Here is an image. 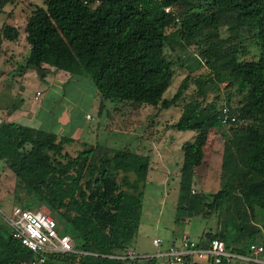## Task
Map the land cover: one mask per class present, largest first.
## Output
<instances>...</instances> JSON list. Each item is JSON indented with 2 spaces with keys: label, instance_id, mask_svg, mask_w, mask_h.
Instances as JSON below:
<instances>
[{
  "label": "trees",
  "instance_id": "16d2710c",
  "mask_svg": "<svg viewBox=\"0 0 264 264\" xmlns=\"http://www.w3.org/2000/svg\"><path fill=\"white\" fill-rule=\"evenodd\" d=\"M14 1L0 0V12ZM23 31L27 53L21 71L31 67L43 76L45 65L72 74L85 71L103 98L126 100L133 108H166L186 88L188 74L171 96L162 97L173 74L165 45L193 56L195 66L206 70L192 78L194 93L171 123L193 130L180 145L173 221L223 210L222 227L204 231L205 237L233 249L245 235L264 244V0H42L24 14ZM17 35L15 25L1 23L0 41ZM248 41L256 46L255 57H247ZM219 90L224 104L217 102ZM208 91H215L210 99ZM223 105L234 116L226 123L220 122ZM206 125L227 129L219 181L214 191H194ZM68 141L40 127L0 120V159L14 175V192L21 188L28 196L19 206L43 204L73 246L87 252L77 264H126L107 254L126 249L136 232L148 158L101 145L71 153L64 149ZM31 259L32 251L9 229L0 230V264ZM73 259L71 252H46L42 264Z\"/></svg>",
  "mask_w": 264,
  "mask_h": 264
},
{
  "label": "rangeland",
  "instance_id": "374dc122",
  "mask_svg": "<svg viewBox=\"0 0 264 264\" xmlns=\"http://www.w3.org/2000/svg\"><path fill=\"white\" fill-rule=\"evenodd\" d=\"M25 1L15 0L5 5L0 12V25L7 22L15 25L18 31L15 41L0 42V120H15L65 135L69 141L64 144V149L71 153L101 145L110 151L127 148L146 155L148 163L140 217L130 244L137 252L151 247L152 235L158 237L160 243H165L175 233L187 232L192 238L198 239L203 230H219L225 216L223 210H214L205 216H190L182 223L173 221L181 160L180 145L191 139L193 130L177 129L171 123L177 119L182 105L194 93L192 78L204 73L206 68L203 65L195 66V58L189 54L186 56L177 47L171 50L165 45V54L173 61V74L162 97L171 96L180 79L186 74L189 76L186 88L176 103L166 108L150 105L133 108L126 100L103 98L85 71L72 74L48 65H45L43 76H39L31 67L21 71L20 65L27 53L23 17L32 5H42V0H29L31 6ZM220 33L225 35L223 29H220ZM187 49L192 51L191 46ZM247 49V57H255L257 50L251 41H248ZM178 55L183 57V64H180ZM19 85L22 90L17 93ZM220 90L221 96L217 102L224 104V92ZM214 93L208 91L207 99ZM35 94L38 99L34 97ZM43 96L44 99L40 100ZM235 98V95L231 96L232 101ZM27 111L32 112L30 117L26 116ZM202 130L206 140L202 161L195 167L192 189L214 191L218 186L220 153L225 137L222 132L227 134V129L215 130L206 125ZM14 188V175L0 159L1 231L9 229L4 215L9 213L10 207L20 205L28 198L21 188L15 192ZM39 206L46 208L43 204L36 208ZM258 213L256 221L259 224ZM55 229L62 232L63 224L56 222ZM256 239L262 241L261 238Z\"/></svg>",
  "mask_w": 264,
  "mask_h": 264
},
{
  "label": "built area",
  "instance_id": "2783aa9c",
  "mask_svg": "<svg viewBox=\"0 0 264 264\" xmlns=\"http://www.w3.org/2000/svg\"><path fill=\"white\" fill-rule=\"evenodd\" d=\"M165 11L168 6L163 7ZM234 116L227 112L226 106L220 109V122L226 123L233 120ZM11 235L20 243L30 249L33 259L30 264H42L46 252H71L74 259L68 262L55 264H77L80 254L87 253L73 246V241L68 233L57 232L56 221L47 208L39 206L36 209L12 205L9 213L4 215ZM153 245H159L160 239L153 237ZM108 257L123 260L126 264H156L155 257H162L160 264H220L230 263L233 259L246 260L255 264H264V244L243 236L239 249H233L217 237H204L202 240L194 239L187 233H180L172 237L167 247L154 255L138 254L127 247L123 251L107 254Z\"/></svg>",
  "mask_w": 264,
  "mask_h": 264
},
{
  "label": "crops",
  "instance_id": "0c3cea01",
  "mask_svg": "<svg viewBox=\"0 0 264 264\" xmlns=\"http://www.w3.org/2000/svg\"><path fill=\"white\" fill-rule=\"evenodd\" d=\"M1 41H4V40H1ZM0 41V42H1ZM10 41H15V40H10ZM62 71V70H61ZM22 90V86L21 85H19L18 86V88H17V93H19L20 91ZM34 97L36 98V99H38V96H37V94H35L34 95ZM40 100H43L44 99V96H43V98H39ZM31 114H32V112L31 111H27L26 112V116L27 117H30L31 116ZM87 116V115H86ZM2 120V119H1ZM6 120H9V119H6ZM11 121H15V120H11ZM17 122V121H16ZM18 123H20V122H18ZM23 124V123H22ZM33 127V126H32ZM44 129V128H43ZM47 130V129H46ZM50 131V130H49ZM204 231H206V230H203L202 231V234L198 237V240L200 239V240H202L204 237H205V235L203 234L204 233ZM180 233H182V232H180ZM180 233H178V234H180ZM184 233H187V232H184ZM178 234H172V235H170V237L169 238H167L166 240V242L165 243H160L159 245H153L152 243H151V247L150 248H148L147 250H144V251H139V252H137L130 244L128 245V247H130V248H132L136 253H138V254H149V255H154V254H156V253H160V252H162L166 247H167V245H168V243H169V241H170V239L172 238V237H174V236H176V235H178ZM188 234V233H187ZM190 235V234H189ZM191 236V235H190ZM153 237H155V235H152L151 236V238H150V242H151V239L153 238ZM162 260H163V258L162 257H155L154 258V261H155V263L156 264H160L161 262H162ZM229 264H255V263H252V262H249V261H246V260H240V259H233V260H231L230 261V263Z\"/></svg>",
  "mask_w": 264,
  "mask_h": 264
}]
</instances>
